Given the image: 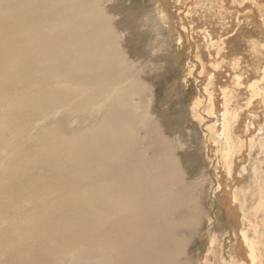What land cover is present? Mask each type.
I'll return each instance as SVG.
<instances>
[{
  "label": "bare ground",
  "instance_id": "1",
  "mask_svg": "<svg viewBox=\"0 0 264 264\" xmlns=\"http://www.w3.org/2000/svg\"><path fill=\"white\" fill-rule=\"evenodd\" d=\"M183 1H185L184 8L179 5ZM257 1L261 2L264 8V0ZM4 2L9 14L0 17L2 24L0 35L9 34V36L0 43V68L6 70L7 83L11 85V89L5 93L8 101L0 103L2 104L0 109L5 110L6 113L5 116L0 113V121L7 120L10 124H14L9 132L12 140L5 150L4 158L11 160L10 162L17 159L19 166L28 165L23 169H18V176L6 175L7 180L0 178V216L10 221L7 232L11 235L17 233L19 238L25 239L28 238L29 233L42 234L45 239L50 240L51 238L59 242L58 246L68 247V249L81 245L85 252L80 253L75 250L70 264H87L88 258L93 256L98 257L101 264L177 263V261H171L170 254L174 250H172L167 236L169 224L182 226L180 240L182 245L186 234L184 230L187 227L181 223L198 227V223L193 217L184 216L181 219L176 217L178 213L182 214L181 211L188 208L193 215L196 214L194 210L196 199L185 198L190 191V185L186 184L187 177L183 178L184 173L180 166L169 167L168 162H157L147 170L148 162L145 156L139 167H132L126 163L127 160L133 161L139 153L148 149L147 146L143 148V144L138 143L134 136L130 140L121 141L120 136L115 135L119 133L116 131L121 128V125H124L122 118L125 124L134 119L133 112H130L128 107H122L120 101L121 98L128 97L127 89L123 84L124 82L128 83V80L122 81L123 78H118L115 75V73L124 75L123 71L118 69L112 72V69L116 67L115 59L105 57L97 39L92 42L91 38L82 35L81 29L73 28L78 25L96 34L97 24L106 23V28L102 33H108L114 37L115 29L109 15L96 7L89 10L88 13L79 15L76 22L68 23L62 27V23L51 17L49 4H57L58 10L64 13L65 8L72 7L73 0H42L36 6L32 5L33 0H4ZM178 2L179 4L172 7L165 0H157L155 7L158 13H162L159 18L169 32L173 33L178 28L182 29L179 36H174L172 33L170 36L176 46V53L185 46L181 31L195 34L194 45H197L198 52L193 61L189 63V70L191 75L198 72L197 77L201 79L197 80V83L204 82V84L197 88L198 95L196 96L197 93H194L187 108L189 112H192L198 105L206 111L200 93L210 102V111L206 112L205 119L211 121L209 132H212V136H216L217 154L215 158L208 156L211 155L214 145L207 143L208 134L205 130L203 133L207 135H203V145H199L202 147V153L205 154L201 153L200 155L203 161L216 167L214 175L217 180V189L214 202L217 203L214 204V207H218L219 213L227 217L225 220L227 233H221L219 228L211 227L208 239L210 249L207 252V258L212 256L215 260L220 254L217 251L219 250L228 253V257L231 259L230 264H257L259 256L261 264H263V250L261 249L262 252L259 250L257 257L258 249L255 246V240L253 241V234L258 231L254 230L250 236L249 232L252 230L245 226L242 205L234 196V188L237 181L245 182L247 175H251L252 168L247 163L249 158L257 160V168H260V162L264 166V154L261 151L264 149V74H261V70H258L257 67L248 74L249 72L244 70V66L239 63L234 49L232 52H221L218 59L223 60L214 63L213 71L210 69L211 61L206 57L204 40L211 41L213 37L218 40H227L231 35L233 40L237 38L238 18L242 15H235L234 10L230 9L234 7V1L225 0L226 9L218 11H214L216 4L219 3L218 0H211L203 7L199 5L197 9L195 5L193 8H189V3L194 4L193 0H178ZM249 5L247 3L240 8L248 10V13L251 11ZM53 8L54 5L52 13L54 12ZM176 9L180 10L177 12ZM212 10L213 12L210 13ZM187 17L190 18V22L187 21ZM188 25L191 28H188ZM261 34L263 40L260 41L263 43L264 50V26L261 28ZM47 36L49 39L46 38ZM100 36L107 37L106 35ZM255 40L258 41L259 38ZM43 41L46 45L48 44V47L54 45L58 51L71 47L85 53L96 68L91 73H87L79 71L75 65L71 66L70 72L61 81L67 87L61 90L60 95L64 90L71 93L81 87V92L88 90L90 98L98 102L101 96L115 91L113 87L119 84L123 86L110 99L116 105L106 107L110 115L120 118L117 127L109 125V121L102 117L101 121L105 126L95 133L85 134L79 129L73 128L70 130L69 136H64L60 141L59 138L57 140L52 136V145H55V148L43 152L44 155L42 152L36 153L37 147L31 144L28 147L15 145V148L11 149L22 137L16 133L23 132V129L27 128V124H33V115L28 111L23 113L22 126L18 127L19 124H16L18 113H21L19 111L21 107L16 106V99L21 97L14 96L15 94L23 96L28 88L27 76L24 74L25 68H31L35 75L41 76L44 80L49 76V72L47 68L43 67V63L50 68H55L48 60V55L53 54L46 53L47 49L40 50L37 45L38 42ZM253 41L248 45L251 48L249 49L251 53L254 51ZM4 44L10 54L4 50ZM256 47L258 46L256 45ZM5 55L6 58H4ZM123 62V58H120L119 66ZM3 63L6 64L4 67ZM249 63L254 67L257 65L253 57H250V60L246 62V64ZM56 66L59 68V65L56 64ZM125 68L126 75L130 74L131 71L128 70V67ZM203 69H208L210 78L203 79L205 78ZM254 75H256V79H254ZM219 79L225 82L216 85ZM2 87L1 83L0 92ZM48 88L52 93H55L52 86H48ZM194 88L196 87L194 86ZM237 89L242 92L243 96L238 99L239 102H235L234 99ZM81 92L70 95L69 99L75 98ZM36 95L41 104L46 102L44 105L46 108L57 107L59 101L53 103L43 99L39 91L36 92ZM229 97L230 99H228ZM229 100L231 101L228 102ZM135 104L137 107H142L136 102ZM231 105H235L237 109L230 111ZM182 120L180 118V122ZM145 124L151 128L157 125L156 121L152 120ZM51 125V130L57 131L55 123ZM233 132L237 134L242 147L234 149L232 146ZM36 136L35 134L34 137ZM152 138L154 141H147L149 146L151 143L154 147L164 145V152L160 156L175 153L174 142L162 132L156 133ZM42 139L43 137L38 136L36 141ZM5 141L7 139L1 140L3 146H5ZM132 141L136 143L132 144ZM22 156H28V161L22 162L24 160ZM172 163L180 165L177 157H174ZM4 170L6 168L1 172ZM174 177H176V181ZM191 184L193 185V183ZM194 190H200V185L194 184ZM8 193L19 194L22 196V202H26L27 205H20L19 197L10 196ZM60 194H65L64 204L60 202ZM78 194L92 199L83 206L81 202L77 201ZM179 196H183V201H180ZM4 197L11 201L12 198L17 197L13 201L16 202L15 207L6 206ZM45 200H48L52 207L42 208ZM27 201L36 209L29 208L30 204ZM39 204L42 205L40 208H38ZM142 205L146 207L144 211H141ZM259 206H264V203ZM39 211H42L40 212L42 216L40 215L39 224L34 227L31 217ZM215 211L217 212V208ZM26 216L30 218L24 223L22 220ZM17 220L22 222L18 224ZM222 220L223 218L220 219L221 226ZM17 225H19L18 231L16 230ZM3 239L8 242V240L12 241L13 237L8 240L0 237V243ZM14 244L30 245L33 249L38 247L34 240H32V244H29L27 240ZM177 244H179L178 240ZM216 245L219 246L217 250L214 249ZM100 247L102 250L106 248V252L102 253ZM176 254H183L182 249H177ZM50 257H52L51 251L48 252V258ZM20 259H22L21 256L13 253L12 256H8L4 260V264H17ZM30 261L22 262V264H34L35 257L32 256Z\"/></svg>",
  "mask_w": 264,
  "mask_h": 264
},
{
  "label": "rangeland",
  "instance_id": "2",
  "mask_svg": "<svg viewBox=\"0 0 264 264\" xmlns=\"http://www.w3.org/2000/svg\"><path fill=\"white\" fill-rule=\"evenodd\" d=\"M41 1L42 0H33L32 5L36 6ZM193 1L194 4L189 3V8H193V5H195V8L197 9L199 5H202L203 7L206 3H210L211 0ZM218 1L219 3L216 4L214 11L226 9L227 4L225 3V0ZM231 1H234V7H231L230 9L234 10L235 15H242V17L239 16L238 18V30L236 31L237 38L233 40L231 35L227 40H218L216 37H213L211 41L208 39L204 40L206 57L211 61L210 69L213 71L212 68L215 65L214 63L223 60L218 59L223 52H232L234 49V53L238 56L239 63L244 66V70L249 72L248 74H250L251 70L256 67L258 70H261V74H264V50L262 48L263 43L260 41L263 40L261 34V28L264 26L263 5L257 0ZM165 2H169L172 7L177 3L179 4L178 0H165ZM4 3V0H0V17L9 14ZM184 3L185 1L179 5L184 8ZM247 3L250 4L249 9L251 10L248 13V10L240 8V6ZM53 5L54 12L52 13L51 10ZM156 5L157 0H73L72 7L65 8L64 13L58 10V6L55 3L49 4V9L51 17L62 23V27L68 25V23L76 22L79 15L88 13L89 10H93L96 7H99L109 15L111 24L115 29L114 37L108 33H102L106 28V23L97 24L96 34H93L89 30L78 25L73 26V28L81 29L82 35L91 38L92 42L97 39L99 41V47L105 57H112L115 59L116 67L112 69V72L119 69L124 72V75H126L125 67H128V70L131 71V73L126 76L115 73L118 78H123L121 79L122 81L125 79L128 80V83H123L124 87L127 89L126 94L128 97H123L120 101L122 102V107H128L129 111L133 112L132 114L134 116V119L127 124H125L124 119L122 118L124 125H121V128L116 131L119 133L115 135L120 136L121 141L130 140L132 136H134L138 140V143L143 144H141L143 148L147 146L148 149L145 152L139 153L133 161L127 160L126 163L132 167H139L142 165V158L145 156L146 161L148 162L146 164L147 170L151 169V167L157 162H168L169 167L180 166L184 173L183 178L186 179L187 177L186 184L190 185V191L185 198L191 200L196 199V208H193L196 211V214L193 215L190 208H188L187 210L181 211L182 214L178 213L176 217H179L180 219L184 216L193 217L196 219L198 227L196 228L191 224L187 226L186 224L181 223V225L187 227V229L184 230L186 234L182 245L180 243L182 238V226L169 224V233L167 236L171 243L172 250H174V252L170 254L171 261H177V263L171 264H230L231 259L228 257V253L226 251L222 252L217 250V247H219L218 245L214 248L220 253L218 257L216 259L214 258L215 260H213L212 256L207 258V252L210 249L208 239L211 227H217L219 228V232L227 233V225L225 222L227 217L226 215H221L219 213L218 207H214V204L217 203L214 202V196L216 195L217 189V180L214 175L216 167L203 161L202 156L200 155L202 153L201 146L203 145V135L206 134L203 133L205 130L208 134H206L207 143H212L214 145L211 155H208L207 153L206 155L215 158L217 154V149L215 148V146L218 147L216 136H212V132H209L211 121L205 119L206 112L208 110L210 111V102L200 93V97L204 101L203 107H206V111L198 105L194 107L192 112H189L187 108L194 93L196 92V96L198 95L197 88H200V85L204 84V82L197 83V80L201 79L197 77L198 72H194L193 75H191L189 70V63L193 61V58H195L198 52L197 45H194L195 34H191V32L183 33V31H181L184 36L183 44L185 46L181 48L180 52L176 53V46L171 41L170 36H179V32L182 29L178 28L173 33L169 32L167 27L164 26L163 21L159 18L162 13L157 12ZM179 10L180 9H176L177 12ZM188 12L186 13L187 16L189 15ZM212 12L213 10L210 13ZM189 19L190 18L187 17L188 22H190ZM152 24L153 28L151 27ZM188 28H191L190 25H188ZM0 29H2L1 23ZM100 35H106L107 37ZM7 36H9V34L6 36L0 35V43L5 40ZM48 36L46 38H48ZM256 38H259V40L256 41ZM251 41H253V54L251 51L249 52V49L251 48L248 46ZM44 42L45 41L38 42L37 45L40 50L47 49L46 51L44 50L46 53L49 52L53 54L48 55V60L55 68H50L43 63V67L47 68L49 72V76L45 80L41 76L35 75L31 68H25L24 74L27 76L28 88L23 96L18 94H15L14 96L16 98L21 97L16 99V106L21 107V110H19L21 113H18L16 124H19L18 127L22 126L24 118L23 113L27 111L33 115V124H27V128L25 127L23 132L16 133L22 137L21 140H17L16 144H14L11 149L15 148V145L28 147L31 144L32 146L37 147L36 153L46 152L55 148V145H52V136L56 137L57 140L59 138L60 141L64 136H69L70 130L73 128L79 129L85 134L95 133L101 127L105 126L101 121L102 117L109 121V125L117 127L120 123V118H115V115H110L108 108L106 107L108 105H116V103H112L110 99L117 90H120L123 87L122 84L113 87L115 91H110L106 95L101 96L98 102L90 98L91 95L88 90L81 92V87H79L76 92L71 93H67V91L64 90L62 95H60L61 90L64 87H67V85L61 83V81L64 76L70 72L71 66L75 65L79 71H85L87 73H91L93 69L96 70V68L91 59H89L85 53L71 47L58 51L54 45L48 47V44L46 45ZM88 44H90V42H88ZM256 45L258 47H256ZM3 48L8 54H10L6 50V44H4ZM250 57H253L257 64L255 67L253 64H246V62L250 60ZM4 58H6V55ZM120 58H123L124 62L119 66ZM56 64L59 65V68ZM5 65L6 64L3 63V67ZM207 70L205 69V72H203L205 76V78H203L204 80L210 78ZM254 77L253 78L256 79V75H254ZM224 82V80L220 81L219 79L217 80L216 85H221ZM1 83L3 87L0 92V103L8 101L5 93L11 89V85L7 83L6 70L4 68H0V85ZM48 86H52L55 89V93H52ZM194 86L196 88H194ZM246 86H248V83H246ZM37 91L41 93V98L43 99L53 103L59 101L57 107L51 106L50 108H46L44 106L46 102L43 104L39 102V98L36 95ZM79 91L81 93L76 96L77 98L69 99L70 95L76 94ZM52 95L53 98H51ZM242 97V92L237 89L234 97L235 102ZM228 99H230V97ZM230 101L231 100L228 102ZM135 102L142 107H137ZM236 109L237 107L235 105L229 107L230 111H235ZM0 113L3 116L6 115L5 110L3 109H0ZM180 118L183 119L181 122ZM149 120L156 121L157 125L152 128L149 127L145 124ZM52 123H55L57 131L51 130ZM13 126L14 124H10L7 120L0 121V178L5 180H7L6 175L18 176V169H23L28 166L27 164L19 166L17 159H12L13 162H10L11 160L4 158L5 150L9 147V142L12 140V136L9 132ZM18 127L16 126V128ZM158 132H162L174 142L173 144L176 148L174 154L160 156L164 152V145L161 147H154L152 143L151 146L148 145L147 141H154L152 136ZM35 134L37 135L36 137H34ZM38 136L43 137V139L37 142L36 139ZM2 139H7V141H5V146L1 143ZM238 140L239 138L237 134L233 132L231 141L234 149L243 146ZM135 143L136 142L132 141V144ZM207 151L209 150L207 149ZM261 151L264 154V149ZM174 157H177L180 165H174L172 163ZM22 158L24 159L22 162L28 161V156H22ZM209 160H211L210 157ZM247 163L249 167L252 168L251 175H247L245 182L237 181L238 183L234 188V196L241 203L240 205H242L244 220L246 222L245 226L252 230L249 232L250 236L254 230L258 231L256 234H253V241L255 240V246L258 249V257L259 250L261 251L262 249L264 253V206H259V204L264 203V166L260 162V168H257V160H254V158H249ZM5 168L6 170L1 172ZM174 180L176 181V177H174ZM191 183H193V185ZM196 183L200 185V190H194V184ZM8 194H10V196L19 197L18 203H20V205L26 204V202H22V196L19 194ZM179 197L180 201H183V196ZM16 198H12V201L5 198L6 206L15 207L16 202L13 201ZM60 198V202L64 204L65 194H60ZM91 199V197H82L78 194L77 201L85 206ZM27 203L30 204L28 205L29 208L36 209V207L29 201H27ZM189 203L192 205L190 201ZM41 206L42 205L39 204L38 208ZM49 207H52L50 202L45 200V204L42 208ZM216 208L217 212L215 211ZM145 209L146 207L142 205L141 211H144ZM40 212L42 211L37 212V214H34L31 217L33 218L34 227L39 224L40 217L42 216ZM218 216L219 221L217 222ZM28 218L30 217L26 216L22 221L25 223ZM221 218H223L222 226L220 225ZM22 221H18V224ZM9 222L8 219L0 216V237H4L7 240L10 237H13L12 241L8 240L7 242L3 239L0 243V264H4V260L7 259L8 256H12L13 253L22 258L18 260L17 264L30 261L32 256H34L36 260L34 264H70L75 250L80 253L85 252V249L81 245H77L76 247H73V249H68V247L58 246L59 242H56L51 238L50 240L47 238L45 239L42 234L29 233L28 238L26 239L19 238L17 233L11 235L7 232ZM16 230H19V225L16 226ZM219 238L220 236L218 239ZM25 240H27L29 244H32V240H34L38 247L33 249L30 245L20 246L14 244ZM177 240L179 241V244H177ZM204 243L205 245H203ZM100 249L102 250L101 247ZM177 249H182L183 254L177 255ZM50 251L52 252V257L48 258V252ZM105 252L106 248L102 250V253ZM262 259L264 260V254L262 255ZM86 263L101 264L99 258L96 256L88 258ZM257 264H261L260 256Z\"/></svg>",
  "mask_w": 264,
  "mask_h": 264
}]
</instances>
